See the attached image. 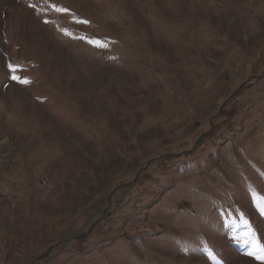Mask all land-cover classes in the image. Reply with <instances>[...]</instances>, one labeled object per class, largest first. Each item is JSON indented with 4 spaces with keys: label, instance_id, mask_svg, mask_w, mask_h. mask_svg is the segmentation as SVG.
<instances>
[{
    "label": "rangeland",
    "instance_id": "rangeland-1",
    "mask_svg": "<svg viewBox=\"0 0 264 264\" xmlns=\"http://www.w3.org/2000/svg\"><path fill=\"white\" fill-rule=\"evenodd\" d=\"M262 72L264 0H0V264H264Z\"/></svg>",
    "mask_w": 264,
    "mask_h": 264
},
{
    "label": "snow or ice",
    "instance_id": "snow-or-ice-1",
    "mask_svg": "<svg viewBox=\"0 0 264 264\" xmlns=\"http://www.w3.org/2000/svg\"><path fill=\"white\" fill-rule=\"evenodd\" d=\"M46 2H47V0H46ZM30 6H32V5H30ZM50 6L57 12H67L68 11V9L60 7V6L55 5V4H51ZM84 22L86 23L87 21H84ZM62 31H64V33L66 35H70L68 30L62 29ZM89 42L94 44L97 47H106V44L102 41H99V40H90ZM8 67L11 71L14 72L16 66L9 64ZM11 78L13 80H20V78L16 75H12ZM21 82L22 83H29L27 78H24ZM254 203H256V205H257V210L262 215H264V201H261V200L254 197ZM243 222L245 224L248 223L247 220H244ZM250 234H251V229H249V232L245 233L246 236H250ZM249 242H250L249 239L244 240V243H246V244ZM251 243H252V249L248 252V255L253 256L258 261L264 262V245H260V244L256 243L255 240H252ZM208 256L209 257L213 256V253L211 250H208Z\"/></svg>",
    "mask_w": 264,
    "mask_h": 264
},
{
    "label": "water",
    "instance_id": "water-1",
    "mask_svg": "<svg viewBox=\"0 0 264 264\" xmlns=\"http://www.w3.org/2000/svg\"><path fill=\"white\" fill-rule=\"evenodd\" d=\"M262 74H264V72H262ZM262 74H260V75H262ZM259 75H255V76H253V77H258ZM244 84V83H243ZM243 84H241L240 86H239V88H241V86L243 85ZM238 88V89H239ZM236 93V92H235ZM235 94H232L229 98H231L232 96H234ZM228 98V99H229ZM228 101V100H227ZM225 105V103L222 105V107ZM222 107L219 109V112L221 111V109H222ZM219 112L217 113V114H215L214 116H217L218 114H219ZM213 116V117H214ZM197 143V142H196ZM183 152H180V153H178V154H172V153H169V154H171V155H176V156H178V155H180V154H182ZM166 155V154H165ZM168 155V154H167ZM163 155H161V156H159L158 158H161ZM154 159H157V158H154ZM153 159H151V160H149L147 163H146V166L152 161ZM143 169V168H142ZM127 184H129V183H124V184H121V185H119V186H117V187H115L112 191H111V193L109 194V196H108V205H107V207L103 210V213H102V215L105 213V211L110 207V205L112 204V194H113V192H115V190H117L118 188H120V187H122V186H125V185H127ZM101 219V217H99L87 230H86V234L87 233H89L91 230H92V228L95 226V224L99 221ZM82 236H77V237H71V238H81ZM71 238H68V239H64V240H61V241H58V242H56L55 244H52V245H50L49 247H48V249L44 252V254H42V255H39V256H37L33 261H32V263L34 264L37 260H39V259H41L44 255H46L54 246H57V245H59L60 243H62V242H67V241H69Z\"/></svg>",
    "mask_w": 264,
    "mask_h": 264
}]
</instances>
